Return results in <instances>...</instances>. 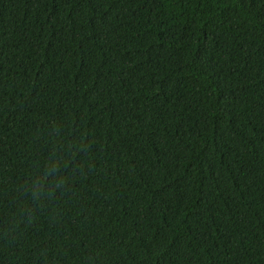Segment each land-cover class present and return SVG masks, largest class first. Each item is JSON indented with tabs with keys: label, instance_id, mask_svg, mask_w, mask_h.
I'll use <instances>...</instances> for the list:
<instances>
[{
	"label": "trees",
	"instance_id": "16d2710c",
	"mask_svg": "<svg viewBox=\"0 0 264 264\" xmlns=\"http://www.w3.org/2000/svg\"><path fill=\"white\" fill-rule=\"evenodd\" d=\"M0 264H264V0H0Z\"/></svg>",
	"mask_w": 264,
	"mask_h": 264
}]
</instances>
